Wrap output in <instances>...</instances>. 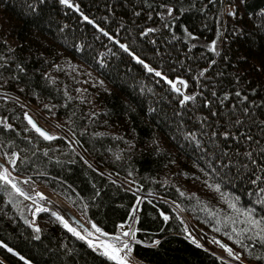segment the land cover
Returning a JSON list of instances; mask_svg holds the SVG:
<instances>
[{
	"label": "trees",
	"instance_id": "obj_1",
	"mask_svg": "<svg viewBox=\"0 0 264 264\" xmlns=\"http://www.w3.org/2000/svg\"><path fill=\"white\" fill-rule=\"evenodd\" d=\"M0 159L142 264H264V0H0ZM69 229L0 180V264H117Z\"/></svg>",
	"mask_w": 264,
	"mask_h": 264
},
{
	"label": "rangeland",
	"instance_id": "obj_2",
	"mask_svg": "<svg viewBox=\"0 0 264 264\" xmlns=\"http://www.w3.org/2000/svg\"><path fill=\"white\" fill-rule=\"evenodd\" d=\"M176 87H178V88H180L181 90H182V88H183V90H184V87L182 86V84L181 83H179V82H177L176 83ZM182 90V91H183ZM32 113H33V117H35L36 119H37V121H38V123H39V125L40 126H42V127H44L45 129H47L49 132L52 130V131H59L58 130V128H56L55 126H53V124L51 123V122H49L47 119H45L43 116H41L38 112H36L35 110H33V109H31V108H28ZM44 118V119H43ZM59 132H61V131H59ZM51 133V132H50ZM62 133V132H61ZM0 169H2V171H0V173H3L4 171H5V168H0ZM8 178H9V175H8ZM10 179V178H9ZM12 183H14V182H12ZM21 191V190H20ZM22 192V191H21ZM24 196H26L27 198L29 197L28 195H25L24 194ZM30 198H32V197H30ZM29 199V198H28ZM28 201V200H27ZM30 201V200H29ZM54 202V203H53ZM57 203H60V204H62V205H64L65 206V208H66V205H65V203L62 201V200H60L57 196H54L53 195V199H52V203L51 204H49V205H41L40 204V202H39V204L37 203L36 205H34V207H35V209L36 210H39V209H43V208H47V207H52L53 209H55V205L57 204ZM64 216H65V214H64ZM81 218V217H80ZM82 219V218H81ZM83 220V219H82ZM84 221V223L92 230V232H93V234H94V236H90V238H92V240H89V238H88V240H86V241H88L89 243H91L92 245H102V246H104V248L106 247L105 245H103V244H101V243H99V242H97V241H99L100 240V242L102 241V243L105 241V240H110L111 238H109V237H106V236H103L101 233H100V231H97V227L94 225V224H92V223H89V222H86L85 220H83ZM125 225L126 224H122V226H124L125 227ZM95 226V227H94ZM123 232H126V231H123ZM84 239V238H83ZM105 250H106V253L107 254H109L110 256L113 254L112 253V250L111 249H109V248H105ZM11 252H13L12 250H11ZM218 253V255L219 256H221L222 258H224V259H228V260H230V261H232V263H234V264H242V263H244L243 261H241L240 259H236L235 257L237 256V255H229V254H223V253H220V252H217ZM121 257H123L124 256V253L122 252L121 254ZM235 259V260H234ZM127 262H128V264H141L138 260H136L134 257H132V255L130 254V258L129 259H127L126 260ZM125 261V262H126ZM239 261V262H238ZM240 262H242V263H240ZM245 264V263H244Z\"/></svg>",
	"mask_w": 264,
	"mask_h": 264
},
{
	"label": "snow or ice",
	"instance_id": "obj_3",
	"mask_svg": "<svg viewBox=\"0 0 264 264\" xmlns=\"http://www.w3.org/2000/svg\"><path fill=\"white\" fill-rule=\"evenodd\" d=\"M63 3H67V0H62ZM85 19H87V17H85ZM123 47V46H122ZM149 71H152V69H149ZM157 76L160 75L159 72L156 73ZM171 83V82H169ZM183 83V82H181ZM173 87H175V85H173ZM176 91H180L179 89H176ZM194 97H188L185 96L184 100H190L193 99ZM29 123H32L33 127L36 128V131L40 133L41 136H44L45 139H54V137L49 136L47 133H45L44 131H42L40 128L36 127L35 123L31 120V118H29ZM0 180L5 181V183L11 184L13 188L16 189L17 192H20L21 195H24L23 192L20 191L19 188L16 187V185L14 183H12V180L8 178V173L7 170L5 169V171L3 173H0ZM135 209L133 210V212L135 213ZM165 220L168 219L167 216L164 217ZM65 227H67V224L65 223ZM95 227V226H94ZM37 231H39V229H37ZM69 231H74L73 229H69ZM97 231H99V229H97ZM78 235V234H77ZM131 235L130 232H124V236H129ZM116 241L117 243L114 245H108V247H110L112 249V255L110 256L111 259L116 260L117 264H125V261L127 259L130 258V254L133 250L132 245L127 242V241H121L120 237H116ZM222 247H225L226 251L229 253V255H233L232 249L228 248L225 245H221ZM9 251H11V249H9ZM124 253V256L121 257V253ZM236 259H239V256L235 257Z\"/></svg>",
	"mask_w": 264,
	"mask_h": 264
},
{
	"label": "water",
	"instance_id": "obj_4",
	"mask_svg": "<svg viewBox=\"0 0 264 264\" xmlns=\"http://www.w3.org/2000/svg\"><path fill=\"white\" fill-rule=\"evenodd\" d=\"M178 88V87H177ZM179 89V88H178ZM180 90V89H179ZM13 99H15V98H13ZM32 120L35 122V124L38 126V128H40L42 131H44L45 133H47V134H50V132L47 130V129H45L44 127H42V126H40L39 125V123H38V121H37V119L36 118H34V117H32ZM85 158V157H84ZM0 168H6V164L0 159ZM96 168V167H95ZM99 172H101V173H103L104 175H106L104 172H102L101 170H99L98 168H96ZM107 176V175H106ZM112 178V177H111ZM115 181H117L119 184H121V185H123L126 189H129V187L126 185V184H124L123 182H121V181H119V180H116V179H114ZM16 190V189H15ZM130 190V189H129ZM18 193H20V192H18ZM24 196V195H23ZM28 201H29V199L26 197V196H24ZM31 204H33L34 205V203L32 202V201H29ZM54 203V202H53ZM41 204V203H40ZM41 205H43V204H41ZM66 205V204H65ZM66 207H67V209H66V212H65V214H66V216L70 219V221L71 222H73V223H75V225L76 226H79L80 228H82L83 229V231L86 233V236H82L78 231H77V229L72 225V224H70V223H68L66 220H64L63 218H61L57 213H56V211L52 208V207H47L48 209H51V210H53L55 213H56V215L60 218V219H62L65 223H67L69 226H71L77 233H78V235L80 236V237H82V238H84L85 240H88V237L89 236H93V232H92V230L84 223V221L69 207V206H67L66 205ZM227 261H229V262H232V261H230V260H228V259H226Z\"/></svg>",
	"mask_w": 264,
	"mask_h": 264
},
{
	"label": "bare ground",
	"instance_id": "obj_5",
	"mask_svg": "<svg viewBox=\"0 0 264 264\" xmlns=\"http://www.w3.org/2000/svg\"><path fill=\"white\" fill-rule=\"evenodd\" d=\"M180 89V88H179ZM181 90V89H180ZM6 169V168H5ZM20 194V193H19ZM21 195V194H20ZM23 196V195H22ZM24 197V196H23ZM25 198V197H24ZM29 198V197H28ZM26 199V198H25ZM27 200V199H26ZM30 201H32L34 203V205H36L37 203L39 204V202L36 201L35 198H29ZM40 205V204H39ZM66 209L67 207L65 208L64 205L60 204V203H57L55 205V211L56 213L61 217L63 218L64 220H66L68 223L72 224L76 229L77 231L82 235V236H86V233L83 231L82 228H80L79 226H76L75 223L71 222L70 219L66 216L65 212H66ZM53 211V210H52ZM65 214V216H64ZM124 227V226H123ZM89 240H92V238H90V236L88 237Z\"/></svg>",
	"mask_w": 264,
	"mask_h": 264
},
{
	"label": "built area",
	"instance_id": "obj_6",
	"mask_svg": "<svg viewBox=\"0 0 264 264\" xmlns=\"http://www.w3.org/2000/svg\"><path fill=\"white\" fill-rule=\"evenodd\" d=\"M122 229H123L124 231L130 232L131 235H129L126 239L121 240V241H127V242H129V240H130V238H131V236H132V233H133V231H134V226H133V225H128V224H127V225H125V227H122ZM97 242H99V243L105 245V246H106L107 248H109V249H111V248L108 247V245H114V244L117 243V241L114 240V239L105 240L103 243H102V241L100 242V240L97 241ZM111 250H112V249H111ZM126 263H127V261H126Z\"/></svg>",
	"mask_w": 264,
	"mask_h": 264
}]
</instances>
